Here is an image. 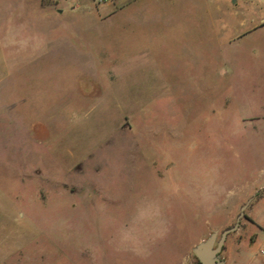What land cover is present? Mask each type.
Returning a JSON list of instances; mask_svg holds the SVG:
<instances>
[{
    "label": "rangeland",
    "instance_id": "rangeland-1",
    "mask_svg": "<svg viewBox=\"0 0 264 264\" xmlns=\"http://www.w3.org/2000/svg\"><path fill=\"white\" fill-rule=\"evenodd\" d=\"M264 264V0H0V264Z\"/></svg>",
    "mask_w": 264,
    "mask_h": 264
},
{
    "label": "water",
    "instance_id": "water-1",
    "mask_svg": "<svg viewBox=\"0 0 264 264\" xmlns=\"http://www.w3.org/2000/svg\"><path fill=\"white\" fill-rule=\"evenodd\" d=\"M245 206L242 207L241 213L237 217L236 223L220 234L219 240L216 242L217 232H212L206 239L199 242L194 248L193 253L197 258L199 264H225V260L221 257V252L223 250V244L227 235L231 232H234L239 224L240 219L243 217Z\"/></svg>",
    "mask_w": 264,
    "mask_h": 264
},
{
    "label": "built area",
    "instance_id": "built-area-1",
    "mask_svg": "<svg viewBox=\"0 0 264 264\" xmlns=\"http://www.w3.org/2000/svg\"><path fill=\"white\" fill-rule=\"evenodd\" d=\"M260 253L264 255V246L260 249Z\"/></svg>",
    "mask_w": 264,
    "mask_h": 264
}]
</instances>
